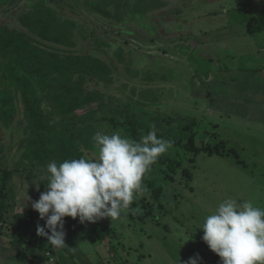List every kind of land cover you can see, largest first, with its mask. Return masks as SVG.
Instances as JSON below:
<instances>
[{"label": "rangeland", "instance_id": "374dc122", "mask_svg": "<svg viewBox=\"0 0 264 264\" xmlns=\"http://www.w3.org/2000/svg\"><path fill=\"white\" fill-rule=\"evenodd\" d=\"M37 1L41 0H16L11 3L12 5H6L9 2L7 0L3 6L0 5V22L8 26V28H5V25L0 26V104L4 102L1 99L9 100L14 97L7 92L13 89L11 82L14 80L10 77L5 79L3 74H11L12 69L15 68L13 66L22 63V60L26 58L33 62L36 60L37 45L34 40L29 41L33 35H29L26 39L13 28L23 27L31 34L37 35L40 23H37L36 16L46 13L43 5L37 4ZM104 1L49 0L48 2L56 8L58 17L75 22V26L71 29L72 44L68 47V51L61 52V56L70 52L71 54L96 56L107 62L111 69L110 73L105 75L107 78L104 80L85 76L83 83L85 90L96 97L76 110L75 114H69L65 118L70 123H76L79 126L75 129L70 128L66 132L67 134L72 133V139H68V145H64L69 147L66 158L67 160L76 159L77 155H79L77 158L82 156L95 158L98 154L92 140L95 132L111 135L119 131L122 136L138 142L143 135L152 130V125H155L158 137L174 142L172 148L162 154L151 166L150 171L145 174L142 182L144 191L136 196L122 216L126 219L128 216L127 229L129 227L135 230L132 238L134 244L137 245L138 242L143 241L148 248H157L156 252L148 254L151 259L144 264H165L162 261L161 240L157 238L158 235H155L157 225L166 234L176 235L177 238L187 237L193 244L198 240L205 243L202 240L203 229L199 227L203 224L205 217L213 214L225 199H235L238 202L243 199L250 200L255 206L264 208V178L257 177L253 180L254 178L248 177V174L239 175L237 170L240 168L232 164L231 158L225 156L220 158L216 155L225 150V144L219 140L221 136L218 137L220 130L213 127L214 122L215 124L220 123V117L214 109L216 102H207L211 97L199 96L200 91L205 93L206 88L200 84L199 78L194 76L192 69L189 68L187 71V63L194 57V51L190 52L189 34H196L199 27L206 25L204 22L210 17L211 11H221L220 0H137V6L135 5L136 0H126L129 6L125 10L127 9L126 12L129 15H125L123 21L116 20V15L123 12L120 1L114 19L105 17L101 11L95 9V7L106 6L107 10L112 11V4H115L114 1L117 0ZM228 1L226 6H228ZM148 2L150 4L146 6ZM32 7H35L36 13L33 11L27 13ZM147 7L150 9L159 7V9L148 16L139 15L137 17L135 11ZM194 9L199 12V15L192 12ZM248 13H250L249 10ZM191 14L194 15V20L192 19L194 22L190 20ZM231 15L232 13L228 12V22L246 21L242 24L243 30L239 33L242 37L239 40L246 37L251 38L255 28H252V24L244 19L245 12ZM217 23L223 24V21ZM231 36L232 33L229 36L230 39ZM49 45L53 47L47 42V46ZM35 64L34 68H30L29 63H24L21 67L24 72L21 71V74H35L31 73L30 69L36 70L37 67H41L38 62ZM176 68L180 69V72L177 73ZM171 69L175 71L178 79H166L170 72L163 74V70ZM181 71L182 74H180ZM14 72L18 71L14 69ZM42 75L49 77V75ZM46 78H41L39 81L47 82ZM6 80L11 82L7 83ZM76 80L77 75L74 76L73 81ZM39 81L19 76V87L24 91L21 85H32L33 92H36L38 89H43ZM46 94L45 91L38 93L40 108L45 113L52 110L51 100L44 97L48 96ZM151 95L154 98H151ZM195 95L198 99H195ZM6 106L8 104L0 105V110L2 111ZM9 107L13 106L9 105ZM32 108H35L34 104ZM30 110L29 108L26 113L34 127L25 129L24 133H27V136L23 137L27 146V157L31 158L35 143H37V145H43L46 150L50 149L49 153L60 156L58 160L63 162L65 155H60L59 150L51 151L56 149L58 144L53 138L54 132L49 128L45 131L42 128L37 129L35 125L37 123L32 120L36 112ZM87 112L91 113L92 117L76 119L77 116H83ZM21 113L20 111L19 118H21ZM210 113L216 116H211ZM50 116L53 117V122L62 120L58 113ZM53 122L50 123L55 125ZM47 124L51 125L48 122ZM180 127L182 132H180ZM191 136H193L194 150L197 149L196 153L189 149ZM213 147L217 150H213V154L207 153V150ZM1 161L3 162L4 158ZM37 167L35 165L34 172L38 169ZM232 168H234L232 174L226 175L227 169ZM48 175L44 174L42 178H48ZM35 180L37 181V178ZM10 184L9 182L4 184V193L8 192ZM158 187L161 188L162 195L159 199H154L151 193ZM15 192L18 196L6 199L8 206L5 212L6 221H0V264H18V262H21L19 264H33L31 261L35 260L30 258L27 250H32V247L38 249L36 245L41 240L42 242L44 240L42 246L46 244V241L48 242L47 237L37 234V225L44 226L46 219H41L36 211L37 218L33 222V229L31 227L25 232L23 222L15 221L12 213L23 211L24 207H27L26 204L31 202V198L28 199L31 195L33 202L36 201V194L34 191L26 194L20 189L19 192L18 190ZM7 194L9 196V193ZM145 203L152 206V212L144 206ZM12 204H14L13 210ZM102 220L103 218H100L95 222L81 223L79 217L75 219L70 217V221L68 219L66 222V227L75 222H79L82 227L94 224V231H91L88 237L83 234L78 236V233H75L78 237L77 242H81V254H78L77 250H71L69 245L63 248H56L49 242L48 245L57 249V252L62 251L71 255L68 258L74 262L72 264H93L91 260L94 261L95 257L97 258L95 249L102 244L103 235H105L104 233L99 235L103 226L107 225ZM119 220L112 222H116L114 225L117 227V235L123 238L119 245H116L115 241L112 243L116 245L113 251L117 250L121 253L122 244L127 247L131 244L128 239H125L126 236L118 232ZM84 229L87 230V228ZM45 230L51 234L50 230L47 228ZM136 234L141 237H136ZM206 248L210 249L207 244L203 249ZM41 250L35 253L36 258L38 255L42 257L48 254L47 252L42 253ZM134 254L135 250L131 251V256ZM211 255L215 259L212 253ZM121 258L122 256L117 255L118 261ZM218 258L220 259L219 256ZM36 262L41 264V259Z\"/></svg>", "mask_w": 264, "mask_h": 264}, {"label": "crops", "instance_id": "0c3cea01", "mask_svg": "<svg viewBox=\"0 0 264 264\" xmlns=\"http://www.w3.org/2000/svg\"><path fill=\"white\" fill-rule=\"evenodd\" d=\"M226 5L227 0H220L219 7L221 11H211L210 17L204 22L206 25L201 28L199 27L196 34H189L188 41L191 43V46H189L191 48L190 52L194 51V57L191 58L192 61L187 63V71L189 68L192 69L194 76L199 78L200 84H203L206 88V94L200 91L199 96L204 98L211 97L207 102H216L214 109L217 112V116L219 115L220 117V123L217 122L215 124L214 122L213 127L216 130H220L218 137L221 136L219 140L225 144L226 150L216 155L220 158L223 156L231 158L232 164L238 165V168H240L237 170L239 175L248 174V177L251 176L254 178L253 180H256L257 177L264 178V0H229L228 6ZM248 10L250 13H248ZM192 12L195 14L199 13L195 9ZM228 12H231L232 15L245 12L246 17L244 19L252 24V28H255L256 33L253 29L254 33L251 38L246 37L239 40L242 37L239 34L243 30L242 24L246 21L228 22ZM193 17L194 15L191 14V21L194 20ZM197 17L201 18L200 16ZM218 21H223V24H218ZM224 22L226 23L224 24ZM39 37L36 36V38ZM42 39L35 41L33 38L35 44L40 47L44 42L42 48H45L47 41H44V39L42 41ZM23 75L27 76V74ZM173 80H176V78ZM195 99H198L197 95H195ZM210 115L216 116V114L211 113ZM233 169H227L226 175L232 174ZM244 169L246 171H243ZM20 179L19 176V183L16 185L18 186L16 187L18 192L19 189L21 191L24 188ZM37 190L39 191V189ZM45 190H47V185L41 192H45ZM68 219L70 221L69 216L67 218L64 217L65 227ZM16 220L22 223V220L19 221L15 218ZM127 221H129L128 216L127 219L122 217L119 220L118 232L127 237L125 239H128L131 246L127 247L122 244L121 253H118L117 250L115 252L113 249L116 248V245L120 244L123 237L117 235V227L114 225L116 222H112L109 217L103 218L102 222L107 224L103 227L107 228L104 232L105 235H103L104 238L102 237L103 241L101 238L102 244H99V247L96 249L93 247L97 258L95 257L96 260L94 261L92 259L91 263L144 264L151 259L148 254L156 252L157 248H148L143 241H141L142 243L138 242L137 245L134 244L132 238L135 235V230L129 227L127 229V223H129ZM33 225V223L23 221L25 232L29 231L31 227L33 229ZM93 226L94 224L82 227L79 222H75L74 224H70L69 227L64 228L66 245H69L71 250H77L78 254H81V242H77L78 237H76L75 233H78V236L79 234H83L88 237L91 231H94ZM84 228H87L88 231H85ZM99 235L101 236L102 234L100 233ZM110 235L111 238H109ZM138 235L136 234V237H141ZM155 235H158L157 238L161 240L162 261L165 264H186L189 258H197V264H221V259L218 258L216 253L207 248L203 249L206 247V244L201 240L193 244L187 237L184 239L177 238L173 234H166L159 225L156 226ZM112 241H115L116 245ZM43 242L41 240L36 245L38 249L32 247V250H27L30 258L35 260L31 261L33 264H38L36 261L40 259L41 264L74 263L68 258L71 255L62 251L57 252V249L52 246L50 249H46L50 245L46 241V244L42 246ZM38 250H41L42 253L49 252L53 257V261L49 260L48 254L42 257L38 255L36 258ZM133 250H135V254L131 256V251ZM211 253L215 256V259ZM117 255L122 256L121 260H117ZM130 257L131 260H129Z\"/></svg>", "mask_w": 264, "mask_h": 264}, {"label": "clouds", "instance_id": "9594fccd", "mask_svg": "<svg viewBox=\"0 0 264 264\" xmlns=\"http://www.w3.org/2000/svg\"><path fill=\"white\" fill-rule=\"evenodd\" d=\"M92 140L98 150L95 158L82 156L47 165V191L31 203L40 218H46L44 226L37 225V234L56 248L66 246V216L79 217L81 223L121 219L144 191L145 174L174 143L158 137L155 125L138 142L119 131L95 132ZM199 228L221 264H264V208L252 201L225 199ZM186 264H197V258H189Z\"/></svg>", "mask_w": 264, "mask_h": 264}, {"label": "trees", "instance_id": "16d2710c", "mask_svg": "<svg viewBox=\"0 0 264 264\" xmlns=\"http://www.w3.org/2000/svg\"><path fill=\"white\" fill-rule=\"evenodd\" d=\"M107 1L108 0H106L104 2H107ZM112 1H114V0H112ZM119 1L121 4V7L123 9V12L118 13V15H116L118 12V5H119L118 2ZM161 1H164V0H161ZM114 2H115V4H112V8H113L112 11L107 10L108 7L105 8L106 6L102 7V8L95 7V9H98L99 11H101L102 14L107 18L111 17L112 19H114V14H115L117 16V19H116L117 21H123V17H125V15L126 16L129 15V13L126 12L127 9L125 10V8H128L129 5L127 4L126 0H117ZM148 4H150V2H148L146 4V6H148ZM135 5L137 6V0L135 2ZM43 7L46 9V13L43 15L36 16L37 23H40V25H38V27L39 28L42 27L41 29H39V28L37 29L38 30L37 35L40 36V39L43 38L44 41L51 43L53 45V47L50 45L45 46V48L37 46L38 49H36L37 54L35 57V59H36L35 62H38L41 67H37L38 69H36V70L30 69V72L31 73L34 72L35 74H29V76L31 79H37V81H39L41 78L42 79L46 78L42 74L49 75V77H47L48 79L46 78L47 82L41 83V81H39V84L43 88L40 90L45 91L47 93L46 95H48V96H44V97H48L51 100L52 110H50V112H47V113H45L41 110L38 94L36 92H33L32 85H27L28 88L26 85L25 86L21 85V87L23 86L24 91H22V88H19L18 89V91H19L18 96H19L20 101L23 104V108L26 112L28 111L29 108L31 109L30 111L35 110V112H36L35 116L34 117L30 116V117H32V120L35 123H37V124H35L37 126L36 128L37 129L42 128L43 131H45L49 128L50 131L54 132L53 138L58 143L57 144V147L59 148L58 152L62 156L65 155L64 160H67L66 156H67V152H68L69 147H65L64 145L65 144L68 145V139H70L72 137V135H71L72 133H68V134H70V135H68L66 132L70 128L75 129V127H79V126L76 123H70L65 118L68 117L69 114H72V115L75 114L76 110H78L84 104H87L88 102L92 101L96 97L93 93L87 92L85 90L84 85H83V83L85 81V76L89 75L90 77H93L97 80H104L107 78V77H105V75L110 73L111 69L109 68V65L107 64V62L101 60L100 58H98L96 56L93 57V56L88 55V54H71V52L66 54L65 56H61V52L65 51V50L68 51V47H70V45L72 44V42H71V38H72L71 29L75 26V22H72L67 18L66 19L65 18H57V17L53 16V10H50L49 8L47 9V7L44 5H43ZM158 8L159 7H155L154 9H150L147 7L146 9H143V10H139V11L134 10V11L136 12L137 17H139V15L141 16L142 14L144 16H146V15L148 16L150 13H152L153 11H155ZM35 13H36V11H35ZM17 32L24 35V37L26 38L25 34L21 33L18 30H17ZM31 40L32 39H29V41H31ZM47 52H49V53H47ZM32 62L33 61H30V59L26 58V59L22 60V63H19V65L23 66L24 63L25 64L29 63L30 68H34V66H36V64H35V62H33V63ZM14 69L15 68L12 69L11 74H4L5 78H7V77L12 78L13 75L16 74L14 72ZM176 69H177V73L180 72V69H178V68H176ZM164 72H167V73L170 72L166 79H169V80H173L174 78L178 79V77L175 75V71L173 69H171L169 71L163 70V74H164ZM180 74H182V71ZM75 75H77V80L73 81ZM9 82H11V81H9ZM11 84L13 85V89H11L10 91H7V92L10 95H13L12 92L17 91V88H16L17 86L15 87L13 82H11ZM18 87H19V83H18ZM152 95H153V93H152ZM152 95H151V98H154V96H152ZM143 96H145V95H143ZM14 97H12V98H14ZM33 104L35 105V108H32ZM13 110L14 109H12V111ZM56 113L61 115L62 120H60V121L54 120V122H53L52 121L53 117H51L50 115L54 116V114H56ZM45 117H48V118L46 119ZM88 117H92L91 113H89V112L85 113L83 116L82 115L77 116L76 119H81V118L84 119V118H88ZM47 122L51 125H48ZM50 122H53L55 125H52V123H50ZM69 124L71 126H69ZM86 126H83V127H86ZM32 127H34V125ZM186 128H188V127L186 126ZM184 130H185V128H184ZM180 132H182L181 127H180ZM189 142H190L189 149L193 150L194 153H196L197 149L194 150L193 136L190 137ZM184 145H185V147H188L187 144H184ZM35 147L36 148L34 149L33 158L31 159L32 167H33L31 172H33L35 170V164L36 163H37V166L42 165V164L44 165V164H49L50 161L52 160L51 159L52 157L50 156L51 152L49 153L50 149L46 150V148L43 145H41V144L37 145V143H36ZM70 148H73V147H70ZM213 150H217L216 147L210 148L209 150H207V153H209V154L213 153L212 152ZM51 151H54V150L52 149ZM81 155H82V153H81ZM77 157H79V155H77ZM77 157H76V159H78ZM59 158H60V156H57V159H59ZM172 168H174V167L172 166ZM44 181H45V179H44ZM2 188H3V186H2ZM152 191L153 192L151 193V196L154 199H159V197L162 195L161 194L162 191H161L160 187L155 188ZM7 193H9V196ZM0 195H1L0 196V221H4V220L6 221L7 218H5V212H6V209L8 208V206L6 205V199L8 197L9 198H13V197L11 196L10 192L4 193V189L0 193ZM32 202L33 201L28 202L26 204L27 207H24L23 211H21L19 213H13L14 218L18 219L19 221L22 220V222L26 221L29 223H33L35 221V219L37 218V215H36V210H34L32 208V206L29 205ZM144 206L147 207L148 211H150V212L153 211L152 206H149L146 203ZM11 207L13 210L14 205L12 204ZM106 228H104L102 230L101 234H103L105 232ZM50 248H51V245L46 247V249H50Z\"/></svg>", "mask_w": 264, "mask_h": 264}, {"label": "flooded vegetation", "instance_id": "af4514ba", "mask_svg": "<svg viewBox=\"0 0 264 264\" xmlns=\"http://www.w3.org/2000/svg\"><path fill=\"white\" fill-rule=\"evenodd\" d=\"M6 1L7 0L1 1L0 5L3 6V3H6ZM15 1L16 0H9V2L6 3V5L7 4L12 5L11 3H14ZM48 2H49V0H41V1H37L36 3L42 4V5L46 6L47 9L49 8L50 10H53V16L60 18L56 14V13H58L56 8H53ZM0 8H1V6H0ZM32 11L33 12L36 11L35 7L34 8L32 7L31 10L27 11V13L32 12ZM2 25H5V28H8V26L6 24H4L3 22L2 23L0 22V26H2ZM9 29H11V28H9ZM13 29L15 31L18 30L20 32H25L23 34H25L26 39L29 38V35H33V36H35V37H33L35 39V41L40 40V37L38 35H35L33 33L31 34V32L26 30V29L23 30V27L22 28H13ZM36 36H38L39 38H36ZM33 38H32V40H33ZM43 44H44V42H43ZM43 44H42V46H43ZM37 46H39V45H37ZM13 67H15V69L18 71L12 77L14 80L13 81L14 86L15 87L17 86L16 87L17 91L12 92V94L15 97L9 98V100L1 99L4 102L2 104H0L1 106H5L6 104H8V106L4 107L2 109V111L0 110V193L3 191V189L5 187L4 184L9 182L11 184L9 186L8 192H10L12 197L16 196V195L18 196V194L15 191H17L16 187H18V186H16V185H18V183H19V176H20V178H21L20 182L23 183V186H24V188L22 189L23 193L27 194V193H32L34 191L36 194L35 198H37L36 200H38L40 197L41 191L46 187V185H47L46 183L48 182L47 178H42V177H44V174L45 175L48 174L46 171L48 164L38 165L39 167H37L38 169L36 170V172H34L35 170L33 172H31V170L33 168L31 159L33 158L34 149L36 147L34 146L31 158H28L27 157V146H26L25 142L23 141L24 140L23 137L27 136V133L26 134L24 133L25 129L29 128L32 125V123H31L29 116H27V113L23 108V104L21 103L20 98L18 96V94H19L18 89L20 88V87H18L19 76L28 77V78H30V76H29V74H27V76L21 74V71L24 72L23 68H21L22 67L21 65L17 64V66H13ZM4 78H5V76H4ZM5 82L8 83L9 81L6 80ZM0 92H1V89H0ZM39 92H41L40 89H38L36 91L37 94ZM38 98H39V95H38ZM12 101H14V103H12ZM9 105H11L13 107H9ZM12 109H14V110L12 111ZM20 111L22 112L21 118H19V112ZM6 136H8V137H6ZM29 136H31V134H29ZM57 150H59L58 147H56V149H54V151H57ZM50 156L52 157L51 158L52 160L50 162L55 161L57 164L62 163L57 159L56 154L53 153V154H50ZM3 158H4V161L2 162L1 160H3ZM35 165H37V163ZM35 173H37V175H35ZM35 176H37V177H35ZM36 178H37V181L35 180ZM44 179H45V181H44ZM40 180H43V181H40ZM37 185H39V188L37 187ZM2 186H3V188H2ZM37 189H39V191ZM29 198H31V197H29ZM31 201H33L32 198H31Z\"/></svg>", "mask_w": 264, "mask_h": 264}, {"label": "built area", "instance_id": "2783aa9c", "mask_svg": "<svg viewBox=\"0 0 264 264\" xmlns=\"http://www.w3.org/2000/svg\"><path fill=\"white\" fill-rule=\"evenodd\" d=\"M47 253H48V255H49V256H48V257H49V260H50V261H53V257L49 254V252H47ZM53 264H54V263H53Z\"/></svg>", "mask_w": 264, "mask_h": 264}]
</instances>
